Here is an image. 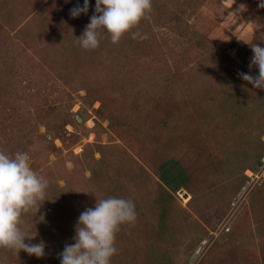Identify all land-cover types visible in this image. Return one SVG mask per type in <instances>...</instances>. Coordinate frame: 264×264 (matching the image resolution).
I'll return each mask as SVG.
<instances>
[{
  "label": "rangeland",
  "instance_id": "374dc122",
  "mask_svg": "<svg viewBox=\"0 0 264 264\" xmlns=\"http://www.w3.org/2000/svg\"><path fill=\"white\" fill-rule=\"evenodd\" d=\"M95 2L72 18L84 0H0V149L27 152L48 181L47 201L23 214L21 228L36 235L38 217L57 214V239L71 229L75 236L97 198L119 197L134 202L137 220L116 234L111 264H264V204L254 199L264 188V151L242 172L235 155L224 162L237 142L264 144V95L237 106L248 84L238 73L259 74L249 69L250 45L264 47V8L258 0H152L135 39L130 32L113 44L105 35L84 50L76 37ZM194 30L213 51L207 63H198ZM193 144L203 147L189 165L198 176L169 200L158 163ZM163 199L171 212L160 222Z\"/></svg>",
  "mask_w": 264,
  "mask_h": 264
},
{
  "label": "clouds",
  "instance_id": "9594fccd",
  "mask_svg": "<svg viewBox=\"0 0 264 264\" xmlns=\"http://www.w3.org/2000/svg\"><path fill=\"white\" fill-rule=\"evenodd\" d=\"M258 4L264 8V0H258ZM88 8L89 0H84L83 7L77 5L70 10V16L77 18L81 13L87 14ZM244 8L241 5V10ZM151 10L152 0H96L95 14L82 35L76 37L77 42L84 50H94L105 35L110 36L113 44L130 32L135 39L139 33L131 30ZM250 47L253 56L249 69L256 67L259 74L252 76L240 72L238 76L254 88L264 90V47L260 44ZM47 188V179L31 168L27 152L7 154L0 149V249L18 256L21 251L36 258L45 256L46 243L43 240L35 244L26 243V239L31 241L37 234L29 235L21 225L23 214L33 210L37 214L47 201ZM39 219L42 221L44 217L40 216ZM136 220L135 204L131 199L97 198L94 208H87L79 215L73 238L75 243L65 244L58 259L61 264H111L112 257L118 252L116 234L122 225L132 226Z\"/></svg>",
  "mask_w": 264,
  "mask_h": 264
},
{
  "label": "trees",
  "instance_id": "16d2710c",
  "mask_svg": "<svg viewBox=\"0 0 264 264\" xmlns=\"http://www.w3.org/2000/svg\"><path fill=\"white\" fill-rule=\"evenodd\" d=\"M190 0H184V2H187ZM192 35L194 36L193 38L196 41V44L199 51L197 56L198 59H200L198 61L203 63L206 62L207 63V59H211V57L213 56V51L212 52H207L206 50H202V49H207L206 48V38L205 36L201 33V30H194V32L192 33ZM204 40H206L204 42ZM237 66V64H235V67ZM206 69V67H204ZM247 74L251 75L250 72H246ZM253 76V75H252ZM245 91L243 93V96H241V99L238 100L237 106L238 109H240V107H244L245 104H247L249 101H252L253 97H262V95H264V90L261 89H256L253 87L252 84H247L245 85ZM255 97V98H256ZM254 113V112H253ZM243 116V114H242ZM235 128H232V131L234 132ZM237 131H235L236 133ZM240 138V136H239ZM241 141H243L244 139L241 137L240 138ZM239 141V140H238ZM260 143L261 141L258 140ZM248 142H246L244 140V145L241 148L240 143L237 142V146L230 149L229 152H227L225 155L227 157H229L227 160H225L224 162L226 163H230L232 159V157L235 155L237 158L240 159V161L237 163L239 166H241V172L244 171V169L249 168V167H254L255 165L258 164V162L260 161V159L263 156V151H264V144L261 145V147L259 146V148L256 147H251V145H247ZM188 146V150L181 156L178 157V155H175L173 153H171L169 156L167 157H163L161 159V161L158 163V176L160 178V180L163 182V184L167 187V197H169V200L173 198V193L172 192H176L178 191L180 188H185L190 190V184L191 182H193L195 180V178L198 176V174L192 175L191 170L193 169L194 166H189L190 163H192L193 165L200 162L202 160V155H203V147L200 144H193V145H187ZM241 155V156H240ZM191 159V160H190ZM234 161V160H233ZM247 161V162H244ZM249 161V162H248ZM92 170V174H94L95 172V168H91ZM260 199L261 204H264V188H261V186L258 188V190L256 191V196L254 197V199ZM162 203V208L160 209V219H162L160 222L162 221H167V216L168 214L171 212V209L169 207V204L167 201H165V199H163L161 201ZM255 211V210H254ZM30 214V213H29ZM43 216V215H41ZM44 217V216H43ZM24 217H22L23 219ZM40 216L38 217L37 221H38V226H37V235L38 237L35 238V243H39L40 242V237L43 236L44 239H42L45 243H46V247H45V256L42 258L43 262L39 263L36 262L35 264H61L60 259H58V254L61 253L63 251V247L65 246V244H74V235H73V230L71 229L70 232L64 236V238H59L57 239V237L60 236L61 233L63 232V229L61 228V226L59 225L60 222L57 220L59 218H61V216L57 215V214H52L51 216H47L44 217V219L41 221ZM56 219V220H54ZM57 237H56V235ZM46 235L49 236V241L46 242V240H48V237H46ZM137 237V235L135 236V238ZM139 238V237H138ZM138 238L136 239V242L138 240ZM53 239H57L55 241H53ZM27 240V239H26ZM55 242V243H52ZM58 242V243H57ZM139 246V249L142 247L138 242H137V246ZM131 247V246H130ZM63 248V249H62ZM130 250V248H129ZM142 252L145 254L146 252H148L146 255L151 256L150 252L148 249H146L144 251V249L142 250ZM26 254L25 252L21 251L18 255L13 254V252L8 251V250H4V249H0V264H19L20 261H22V256ZM150 261V260H149ZM147 261V262H149Z\"/></svg>",
  "mask_w": 264,
  "mask_h": 264
},
{
  "label": "water",
  "instance_id": "95a60500",
  "mask_svg": "<svg viewBox=\"0 0 264 264\" xmlns=\"http://www.w3.org/2000/svg\"><path fill=\"white\" fill-rule=\"evenodd\" d=\"M79 120H81V119H79Z\"/></svg>",
  "mask_w": 264,
  "mask_h": 264
}]
</instances>
